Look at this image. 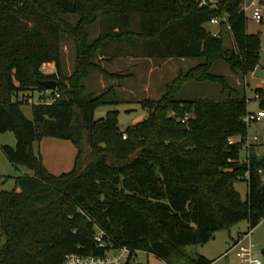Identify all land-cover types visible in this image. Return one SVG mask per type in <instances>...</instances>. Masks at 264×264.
<instances>
[{"label": "trees", "instance_id": "trees-1", "mask_svg": "<svg viewBox=\"0 0 264 264\" xmlns=\"http://www.w3.org/2000/svg\"><path fill=\"white\" fill-rule=\"evenodd\" d=\"M242 1L0 0V132L11 130L17 139L0 150L34 173L17 176L12 190H0V264H65L67 254H103L98 230L115 246L145 250L169 264H213L184 247L208 242L219 227L260 223L264 155L249 147L248 159L240 160L250 125L244 120L248 98L231 95L238 90L212 71L219 60L243 72L260 64V36L248 31ZM225 13L231 46L205 27ZM68 15L78 16L76 22ZM97 20L100 34L90 39L89 25ZM65 34L76 50L69 75L60 49ZM121 55L203 60L179 70L157 99L142 98L148 115L121 129L117 108L95 116L98 106L120 102L117 87L85 96L83 83L93 72L117 80L130 76L101 64ZM48 62L56 72L41 69ZM47 78L57 80L53 99L33 102L29 119L24 94L48 90L41 82ZM192 81L221 83L228 96L180 99L179 90ZM255 91L263 108V89ZM187 110L191 116L183 120ZM236 135L241 139L232 141ZM54 136L77 147L72 169L59 174L33 149L35 141ZM238 180L248 185L244 199Z\"/></svg>", "mask_w": 264, "mask_h": 264}, {"label": "rangeland", "instance_id": "rangeland-1", "mask_svg": "<svg viewBox=\"0 0 264 264\" xmlns=\"http://www.w3.org/2000/svg\"><path fill=\"white\" fill-rule=\"evenodd\" d=\"M216 3L218 0H211ZM69 19L76 22L78 16L68 15ZM206 29L214 32L218 28V25L207 21L205 24ZM248 27L251 31L258 33L260 36V53H259V63L264 66V23H258L254 21L250 13L248 15ZM223 29V28H222ZM100 23L99 20L93 22L89 25L90 39H95L100 34ZM221 35L224 40V45L231 46L232 39L228 31L223 29ZM60 49L62 51V68L66 75H69L74 70V64L76 60V50L73 38L70 35H63L60 42ZM175 59H162V58H151L146 57L136 58V62H128L130 56L121 55V57H116L113 60H102L101 64L103 67L108 68L111 71L130 73L132 76H127L119 80L110 79L99 72H93L87 78L83 80L86 89L84 92L85 96L92 93L98 92L105 87L114 84L117 87V97L119 103L115 104H105L100 105L95 110V116L101 117L106 114L108 109L119 110L118 119L119 126L121 129L125 128L130 124L137 123L144 119L148 115V109L142 104V101H138V98H145L148 95L146 92L140 91L139 80L149 81V96L150 98L156 99L164 91L166 84L169 83L178 73L176 68L181 66V68H191V66L196 65L203 59L199 57L185 58L182 61L178 57ZM179 61H177V60ZM167 62L163 63V67L157 66L160 61ZM49 67H44L48 69ZM55 68V67H54ZM57 71V68H55ZM55 71V72H56ZM212 71L222 74L229 84L235 87L238 92L232 91L231 95L246 97L248 98V104L251 112H258L259 110H264L260 106V99L256 93L257 83L260 82L263 89L264 95V79H256L252 75V72H243L241 70H233L229 64H225L223 61L219 60L213 63ZM126 87H131L133 93L130 89ZM125 87V88H124ZM229 89H224L221 83L218 82H197L192 81L185 84L178 92L177 96L180 99L192 100L195 98H203L207 96L209 98H219L225 99L228 96ZM135 93V94H134ZM24 96L29 99L27 102H22V110L27 118H33V102L39 100L50 101L53 99L54 91L45 90L39 91L35 89L34 91L28 90ZM18 97H22V92L18 94ZM130 108V109H129ZM132 108V109H131ZM188 116H191V112H187ZM248 138L243 142V146H246L247 140H255L257 136L259 142L264 143V117L262 120H256L250 122L248 127ZM254 138V139H253ZM7 143L11 146H15L17 139L15 134L11 130L0 132V144ZM34 152L40 153L43 157V162L47 169L52 173H62L72 169L75 158L77 147L72 140H67L58 137H43L33 143ZM240 149V150H241ZM242 152V150H241ZM240 152V155L243 156ZM34 174L32 169L24 164L15 165L8 157L5 155L3 150H0V190H12L15 187V179L17 176L22 174ZM237 189L240 191L242 198H246L248 185L245 180H238L235 183ZM248 230V222L246 220L239 221L230 225V227H219L214 231L213 237L206 243H196L188 244L184 247L185 252L191 256H196L197 254H202L210 259H216L215 264H240L239 256L236 254V250L232 249L227 255L224 253L231 248L241 232ZM251 237L255 243V254L261 257L264 261V219L260 221L258 225L252 228ZM5 240V236L2 235L0 228V243ZM137 257L140 263L148 262V264H169L163 258L157 257L153 253L138 250Z\"/></svg>", "mask_w": 264, "mask_h": 264}, {"label": "built area", "instance_id": "built-area-1", "mask_svg": "<svg viewBox=\"0 0 264 264\" xmlns=\"http://www.w3.org/2000/svg\"><path fill=\"white\" fill-rule=\"evenodd\" d=\"M199 3L200 5H216V3L212 2L211 0H199ZM241 10L245 11L247 16L250 13L251 18L254 21L258 23H264V0H243ZM209 21L218 26H223L228 30L230 28L226 13L222 16H214ZM212 35L220 36L221 31L216 30L212 32ZM263 114V109L256 113L249 111L245 114L244 120H246L248 123L260 120L262 119ZM187 118L188 114H185L183 116V120ZM123 136H125V134ZM255 139H257V136H255ZM259 172L262 173V169H259ZM244 178H249V171L246 172ZM262 179L264 182V176ZM262 219H264V217ZM251 234L252 228L248 225V230L239 234L238 239L234 241V243L231 245V248L227 250L224 255H227L232 249H235L236 254L239 256L240 264H264L263 259L255 254L256 246ZM95 239L101 246L106 247V251L103 254H67L65 256V264H141L139 258L137 257L138 250H132L127 244L115 246L112 241H107L104 239V232L102 230H98L95 235Z\"/></svg>", "mask_w": 264, "mask_h": 264}, {"label": "crops", "instance_id": "crops-1", "mask_svg": "<svg viewBox=\"0 0 264 264\" xmlns=\"http://www.w3.org/2000/svg\"><path fill=\"white\" fill-rule=\"evenodd\" d=\"M225 29V31H228V29H226V28H224L223 26H218V28L217 29H219V31H221V32H223V29ZM247 28H248V31L250 32V33H255V32H253V31H251L250 30V28L248 27V21H247ZM230 34V33H229ZM231 37V36H230ZM147 59H151V58H147ZM169 59H175V58H169ZM179 59H181L182 61H185V58L184 57H181V58H179ZM134 60H136V58H134V57H130V59H128L127 61L128 62H131V61H133V62H136V61H134ZM177 60V59H176ZM177 61H179V60H177ZM165 62H167V60H165V61H160V63H157V66H160V68H162L163 67V63H165ZM137 63V62H136ZM261 64V63H260ZM44 67H49L48 69H44ZM55 67V63L54 62H48V63H44L43 65H42V67H41V69L45 72V73H47V74H52L53 72H55L56 71V69L54 68ZM181 69H184V70H187V69H185V68H181V66H178L177 68H176V71H178L179 72V70H181ZM189 69V68H188ZM253 75V74H252ZM130 76H132V75H130ZM133 77V76H132ZM256 79H264V78H257L256 77ZM149 81H144V80H139L138 81V83H139V89H140V91H143V92H146L148 95H146L145 97H148V98H150V96H149V86H150V82L148 83ZM123 86H125L124 84H123ZM126 87V86H125ZM124 87V88H125ZM126 88H128V89H130L131 90V92L133 93V89L131 88V87H126ZM257 88H261V84H260V82H258L257 83ZM135 94V93H134ZM158 98V97H157ZM156 98V99H157ZM203 98H208L207 96H203ZM142 99V97H140V98H138V101H140ZM153 99V98H152ZM249 103V102H248ZM130 109V108H129ZM132 109V108H131ZM248 109H249V111L251 112V110H250V108H249V104H248ZM254 112V111H253ZM264 117V114H263V116H262V118ZM260 120H262V119H260ZM259 120V121H260ZM247 136H248V134H247ZM248 137H246V139H247ZM241 139V137L239 136V135H236V136H233V137H231V140L232 141H239ZM245 139V140H246ZM254 139V138H253ZM258 140V138L256 139V141L255 140H250V141H248L247 140V145L246 146H243V148L241 149L242 150V152H241V154L243 155V156H241L240 155V160L241 161H246V159L248 158V156H249V147H251V149H253V150H255V152L257 153V155L258 156H263L264 155V143L263 142H259V141H257ZM215 258H214V262H213V264H215Z\"/></svg>", "mask_w": 264, "mask_h": 264}, {"label": "water", "instance_id": "water-1", "mask_svg": "<svg viewBox=\"0 0 264 264\" xmlns=\"http://www.w3.org/2000/svg\"><path fill=\"white\" fill-rule=\"evenodd\" d=\"M252 74L254 77L264 78V66L262 64H258ZM41 82L44 86H46L48 90H53L57 88V80L54 78L43 79L41 80Z\"/></svg>", "mask_w": 264, "mask_h": 264}]
</instances>
